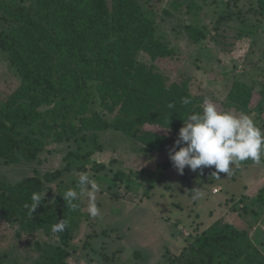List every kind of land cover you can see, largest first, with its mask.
I'll list each match as a JSON object with an SVG mask.
<instances>
[{
	"label": "trees",
	"instance_id": "obj_1",
	"mask_svg": "<svg viewBox=\"0 0 264 264\" xmlns=\"http://www.w3.org/2000/svg\"><path fill=\"white\" fill-rule=\"evenodd\" d=\"M153 1L157 0H29L15 9L0 4L6 22L0 50L19 79L0 105V164L33 165L48 142L95 143L98 134L108 130L127 136L144 153L171 149L187 116L202 112V102L189 94L185 82L168 83L156 64L173 52L155 39L154 24L142 11ZM194 2L188 0V7ZM258 6L264 17V0H258ZM186 30L197 42L195 29ZM141 53L150 63L139 60ZM184 97L191 103L183 104ZM97 98L111 118L91 107ZM250 99L249 87L237 82L226 104L242 110ZM170 164H158L149 175L162 174ZM57 177L0 181V221L15 226L18 235L51 231L60 220L67 222L63 232L55 233L57 244H31L36 254L32 264H65L79 226L80 207L73 211L60 196L49 204L43 196L44 181ZM33 193L40 194L41 205L29 216L24 205L32 203ZM263 206L260 193L251 205L241 207L246 217L253 216L251 226L258 223L262 213L256 212ZM249 234V229L220 218L165 264H264ZM0 264H10L5 254L0 253Z\"/></svg>",
	"mask_w": 264,
	"mask_h": 264
},
{
	"label": "rangeland",
	"instance_id": "obj_2",
	"mask_svg": "<svg viewBox=\"0 0 264 264\" xmlns=\"http://www.w3.org/2000/svg\"><path fill=\"white\" fill-rule=\"evenodd\" d=\"M0 4L15 9L29 0H0ZM194 4L189 8L188 0H157L142 8L154 24L155 39L173 52L156 64L168 83L185 82L202 106L209 99L218 112L247 114L264 133V17L258 0H195ZM189 26L195 29L197 42L188 34ZM5 28L0 9V31ZM138 58L150 63L147 55ZM237 82L247 85L251 93L242 110L226 104ZM18 85L15 70L0 50V105ZM91 107L111 118L102 100H93ZM173 138L176 141L178 135ZM91 142H48L33 165L0 164V181L10 184L32 176H58L44 181L43 196L49 204L70 188L79 192L81 172L100 185L96 199L100 216L90 217L86 195L75 201L80 207L79 226L65 264H165L220 218L238 229H249L251 242L264 255V206L257 209L262 215L252 226L253 216L247 218L241 208L264 193V155L260 164L248 160L234 167L231 175L218 173V178L212 175L215 166L195 172L185 167L181 175L169 159V150L144 153L127 136L111 130ZM163 162L171 163L170 167L151 177L150 172ZM138 173L144 176L139 178ZM195 188L202 197L193 200ZM34 242L57 244L58 238L52 230L18 235L15 226L0 221V253L8 263L32 264Z\"/></svg>",
	"mask_w": 264,
	"mask_h": 264
},
{
	"label": "clouds",
	"instance_id": "obj_3",
	"mask_svg": "<svg viewBox=\"0 0 264 264\" xmlns=\"http://www.w3.org/2000/svg\"><path fill=\"white\" fill-rule=\"evenodd\" d=\"M182 103H191L189 97H184ZM169 108L174 105L169 104ZM178 149V150H177ZM264 155V133L256 126L249 115L241 113L239 116L230 112H218L215 104L209 99L203 101L202 112L187 116L183 122L178 138L169 149V159L179 174H183L185 167L195 172L198 169L215 166L213 176L219 178L218 173L231 175L233 168H238L242 162L251 160L255 164L261 163ZM231 166V167H230ZM79 192L68 189L62 199L67 206L76 211L79 205L75 203L80 196L88 198L87 211L92 218L100 216L97 207V193L101 191L95 179L90 178L87 172L79 173ZM193 200L201 198L202 193L193 189ZM32 203L25 204L28 215L32 216L36 208L41 205L39 193L31 195ZM67 227L62 219L52 225V232L60 233Z\"/></svg>",
	"mask_w": 264,
	"mask_h": 264
},
{
	"label": "built area",
	"instance_id": "obj_4",
	"mask_svg": "<svg viewBox=\"0 0 264 264\" xmlns=\"http://www.w3.org/2000/svg\"><path fill=\"white\" fill-rule=\"evenodd\" d=\"M213 192H216V190H214Z\"/></svg>",
	"mask_w": 264,
	"mask_h": 264
},
{
	"label": "crops",
	"instance_id": "obj_5",
	"mask_svg": "<svg viewBox=\"0 0 264 264\" xmlns=\"http://www.w3.org/2000/svg\"><path fill=\"white\" fill-rule=\"evenodd\" d=\"M204 230V229H203ZM202 231V230H201Z\"/></svg>",
	"mask_w": 264,
	"mask_h": 264
}]
</instances>
